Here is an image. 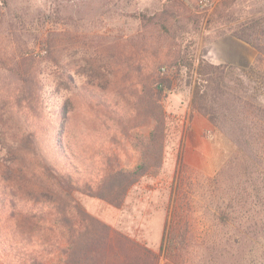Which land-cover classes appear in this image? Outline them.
<instances>
[{
    "label": "rangeland",
    "instance_id": "rangeland-1",
    "mask_svg": "<svg viewBox=\"0 0 264 264\" xmlns=\"http://www.w3.org/2000/svg\"><path fill=\"white\" fill-rule=\"evenodd\" d=\"M199 1L0 0V166L20 161L7 150H29L28 133L36 134L33 145H52L59 126L80 170L77 181L99 171L107 154L133 164L136 152L122 132L147 134L149 123L134 113L132 100L137 87L166 68L172 82L162 99L167 140L160 170L135 183L120 206L74 189L72 196L165 264L159 246L183 165L190 230L172 264H264V164L248 171L252 150H239L206 115L191 111L195 75L175 64L178 53L212 63L219 52L209 41L264 16V0H211L203 9ZM164 6L171 15L153 19ZM221 64L222 89L264 103V74L252 89L240 72L249 65ZM261 68L264 73V62ZM12 185L16 208L33 205L20 183ZM5 219L15 225L18 218ZM59 262L57 251L44 260Z\"/></svg>",
    "mask_w": 264,
    "mask_h": 264
},
{
    "label": "trees",
    "instance_id": "trees-1",
    "mask_svg": "<svg viewBox=\"0 0 264 264\" xmlns=\"http://www.w3.org/2000/svg\"><path fill=\"white\" fill-rule=\"evenodd\" d=\"M165 6L153 19L171 15ZM228 33L256 50L253 63L241 68L240 72L248 79V86L257 88L264 74L261 71L264 16L240 22ZM175 60V64L195 75L191 111L206 115L239 150L242 147L252 150L255 161L246 158V163L244 159L248 171L252 172L251 168L256 164L263 166L264 103L250 93L222 89L221 68L224 64H213L201 56L190 58L181 53ZM151 77L149 83L141 84L140 89L137 87L132 100L134 113L146 116L148 133L122 132L131 141L137 156L129 166L121 165L107 154L99 171L90 172L86 179L77 181L74 176L79 175L80 170L69 155L63 141L65 133L60 126L52 145L37 147L33 145L36 134L28 133L24 139L30 143L29 150L22 154L17 148L8 147L7 153L18 154L20 161L9 159L0 166V264H44L46 257L55 251L60 256L59 264H158L150 250L141 248L89 214L71 193L74 189L120 206L135 183L160 170L167 140L162 99L172 81L166 68H159ZM30 157L38 162H31ZM187 175L185 167L179 164L159 246L165 264H172L187 246L189 218L182 203L185 199L182 185ZM12 182L20 183L33 196L29 198L33 205L26 201L16 208ZM4 218H18L17 224L13 225V221L7 225Z\"/></svg>",
    "mask_w": 264,
    "mask_h": 264
},
{
    "label": "crops",
    "instance_id": "crops-1",
    "mask_svg": "<svg viewBox=\"0 0 264 264\" xmlns=\"http://www.w3.org/2000/svg\"><path fill=\"white\" fill-rule=\"evenodd\" d=\"M211 43L219 52L218 56L211 61L212 63H230L245 67L254 59V48L231 34L220 35L213 41H209V44Z\"/></svg>",
    "mask_w": 264,
    "mask_h": 264
},
{
    "label": "built area",
    "instance_id": "built-area-1",
    "mask_svg": "<svg viewBox=\"0 0 264 264\" xmlns=\"http://www.w3.org/2000/svg\"><path fill=\"white\" fill-rule=\"evenodd\" d=\"M212 4V1L211 0H200L198 5L201 9H203L204 7H207L209 5Z\"/></svg>",
    "mask_w": 264,
    "mask_h": 264
}]
</instances>
